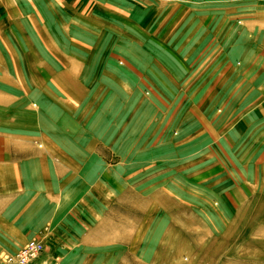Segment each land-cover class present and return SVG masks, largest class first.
I'll use <instances>...</instances> for the list:
<instances>
[{
	"label": "rangeland",
	"instance_id": "1",
	"mask_svg": "<svg viewBox=\"0 0 264 264\" xmlns=\"http://www.w3.org/2000/svg\"><path fill=\"white\" fill-rule=\"evenodd\" d=\"M190 19L194 0H0V264L32 239L29 264H264V159L220 132L195 148L188 87L147 73L173 43L193 57L166 32Z\"/></svg>",
	"mask_w": 264,
	"mask_h": 264
},
{
	"label": "crops",
	"instance_id": "2",
	"mask_svg": "<svg viewBox=\"0 0 264 264\" xmlns=\"http://www.w3.org/2000/svg\"><path fill=\"white\" fill-rule=\"evenodd\" d=\"M150 3L153 4L154 0H136V4L142 7ZM153 14L148 7L131 12L130 19L137 23L134 31L137 37H149L150 41L155 38V29H150ZM110 15L114 21L122 19L123 13ZM90 20L91 16H81L80 21L85 24L81 22L78 30L71 28L72 31L79 33L84 27H89ZM190 20V25L193 22L194 26L187 30L171 28L166 32L171 34L170 38L193 35V57L189 52L182 53L180 41L173 43L172 51L179 49L176 50L178 56L166 50L154 53L147 68L148 75L165 83L188 87L189 92L184 97L193 101L195 108L191 109L194 112L187 111L184 116L190 121L194 118L192 122L196 131L207 132V135L200 133L194 142L195 148L227 147L228 140L232 141V148L247 150V154L255 159H264V110L256 108L259 106L257 101H264V0H194V19ZM140 26L142 28L138 29ZM149 39L146 41L150 42ZM20 48L21 52L26 49L24 44H20ZM174 59L184 61L185 65L177 62L178 65L170 66L171 61L176 62ZM191 60H194L193 68L187 66ZM181 97L184 98L182 94ZM242 101L248 102L243 108L239 106ZM203 102L210 103L204 108ZM216 102H219V111L214 109ZM219 132L227 134V140L220 135L218 144H208L210 141L214 143ZM252 148L259 150L257 157L249 151ZM242 174L247 176L245 172ZM31 180L39 186L28 190L32 194L46 196L44 192L48 189L43 188L41 182L37 184V177ZM50 243H54L53 240Z\"/></svg>",
	"mask_w": 264,
	"mask_h": 264
},
{
	"label": "built area",
	"instance_id": "3",
	"mask_svg": "<svg viewBox=\"0 0 264 264\" xmlns=\"http://www.w3.org/2000/svg\"><path fill=\"white\" fill-rule=\"evenodd\" d=\"M42 251V246L37 240L26 242L17 252L4 254L2 256L3 264H29Z\"/></svg>",
	"mask_w": 264,
	"mask_h": 264
}]
</instances>
